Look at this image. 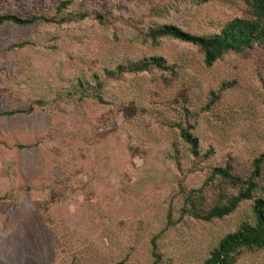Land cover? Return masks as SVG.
Returning <instances> with one entry per match:
<instances>
[{"label": "rangeland", "instance_id": "1", "mask_svg": "<svg viewBox=\"0 0 264 264\" xmlns=\"http://www.w3.org/2000/svg\"><path fill=\"white\" fill-rule=\"evenodd\" d=\"M6 14L72 21L0 25V113L24 111L0 116V264H203L251 218L259 190L210 221L184 212V196L204 187L206 213L211 169L245 177L264 154V46L208 67L197 47L147 36L164 24L218 33L248 16L241 0H0ZM151 57L174 74L110 77ZM98 81L102 103L82 95ZM187 124L198 155L180 136ZM236 264H264V248Z\"/></svg>", "mask_w": 264, "mask_h": 264}, {"label": "trees", "instance_id": "2", "mask_svg": "<svg viewBox=\"0 0 264 264\" xmlns=\"http://www.w3.org/2000/svg\"><path fill=\"white\" fill-rule=\"evenodd\" d=\"M196 4H202L208 0H190ZM247 9V17L235 16L225 22L218 33L212 35L193 34L171 24H164L157 29L148 32L152 44L157 45L161 38H170L180 42L191 44L198 48L203 55L204 64L208 67L229 53L247 54L249 52L260 50L264 46V0H241ZM70 1L61 2L57 10L64 9ZM87 14L82 13L78 21L87 18ZM96 18L101 21L102 15L99 13ZM72 20L66 17H45L43 15H33L29 18H19L15 15H0V25L10 23L15 26H27L36 22L64 24ZM26 43L20 42L12 45L13 48H21ZM166 71L174 74V67L166 64L162 57L143 58L140 61L129 65H118L110 74L111 78L118 77L123 73H141L151 69ZM104 84L97 82V86L90 92L82 91L85 97H92L102 103L100 89ZM77 87L82 88L79 82ZM213 96L208 106L215 101ZM28 109L27 111H30ZM24 111L13 110L1 112L2 115H14ZM192 124L178 127L180 136L187 144L190 153L198 155V138L195 137L191 129ZM264 164V154L259 155L252 163V170L248 176H239L233 172L229 164L224 167H213L210 176L207 179V185L213 184L215 188V205L206 213H202L199 206L204 202V187L200 189H191L184 196V212L192 214L194 217L206 221L221 219L232 213L239 204L245 200H250L256 190L260 195L255 198L251 207V218L242 222L239 228L225 235L215 247L203 264H236L237 256L242 251H257L264 248V185L258 182L261 176V169ZM153 255L156 261L159 254L156 253L155 241H152ZM116 264H127L124 261Z\"/></svg>", "mask_w": 264, "mask_h": 264}]
</instances>
